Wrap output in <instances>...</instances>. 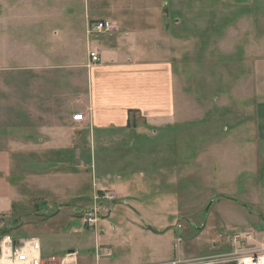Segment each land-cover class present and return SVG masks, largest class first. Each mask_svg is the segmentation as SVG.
<instances>
[{
  "label": "rangeland",
  "instance_id": "1",
  "mask_svg": "<svg viewBox=\"0 0 264 264\" xmlns=\"http://www.w3.org/2000/svg\"><path fill=\"white\" fill-rule=\"evenodd\" d=\"M86 1L0 0V55L7 38L17 41V56L76 50ZM178 1L162 46L174 59L178 100L186 95L185 124L112 134L109 158L96 159L93 173L102 186L120 185L118 195L91 181L78 192H41L24 175L38 170L19 162L7 233L37 236L45 255L73 250V264H239L250 247L264 252V0ZM251 45L259 47L254 65ZM247 141L250 149L237 148ZM222 193L238 204L218 203ZM94 209L97 221L85 223ZM225 220L236 228L222 229ZM243 230L253 232L250 242L231 241Z\"/></svg>",
  "mask_w": 264,
  "mask_h": 264
},
{
  "label": "crops",
  "instance_id": "2",
  "mask_svg": "<svg viewBox=\"0 0 264 264\" xmlns=\"http://www.w3.org/2000/svg\"><path fill=\"white\" fill-rule=\"evenodd\" d=\"M178 3L86 1L88 10L78 20V33L72 35L80 46L55 57L45 56L49 52L40 45L34 46L40 51L17 56V41L7 38L0 55V229L5 219L12 217L15 200L20 198L14 184L19 182H14L19 162L22 170H38L23 174L37 181L41 192H78L91 181L93 187L118 195L120 185L102 186L93 173L96 159L109 158L112 134L129 132L142 123L161 128L185 124L178 118L184 112L186 95L181 91L182 100H178L180 84L174 59L162 46L170 42L167 33L174 24L168 17L170 13L178 15ZM98 20L111 21L116 29L96 33L93 24ZM151 36L160 45L153 50L145 45ZM258 51L259 47L250 46L252 65ZM91 52H99L98 61L91 59ZM79 112L85 120L76 122L73 116ZM257 128L264 132L263 123L258 122ZM252 144L247 141L237 148L250 149ZM225 200L231 201L230 205L237 203L220 194L218 203ZM230 205L227 207L232 209ZM231 222L225 220L222 229H235Z\"/></svg>",
  "mask_w": 264,
  "mask_h": 264
},
{
  "label": "built area",
  "instance_id": "3",
  "mask_svg": "<svg viewBox=\"0 0 264 264\" xmlns=\"http://www.w3.org/2000/svg\"><path fill=\"white\" fill-rule=\"evenodd\" d=\"M115 29V24L108 20H98L93 24V31L96 33H109ZM90 55L93 61H98L99 52H91ZM73 120L76 122L84 121V114L82 112L77 113L73 116ZM103 198L108 201L115 199L112 194H106ZM96 211L94 209L87 214L85 223L95 224L97 221L96 214H98ZM252 235V231L243 230L237 232L231 241L234 243L241 239L249 241ZM42 250L41 241L36 236L17 238L11 234H5L0 238V264H73L70 257L75 254L72 252L66 253L65 256H57L55 254L45 255ZM246 250L250 251L241 254L243 256L239 260V264H264V252L262 250L255 247Z\"/></svg>",
  "mask_w": 264,
  "mask_h": 264
},
{
  "label": "trees",
  "instance_id": "4",
  "mask_svg": "<svg viewBox=\"0 0 264 264\" xmlns=\"http://www.w3.org/2000/svg\"><path fill=\"white\" fill-rule=\"evenodd\" d=\"M5 234H9V233H7V227H5V228H3V229H0V237H1L2 235H5Z\"/></svg>",
  "mask_w": 264,
  "mask_h": 264
},
{
  "label": "water",
  "instance_id": "5",
  "mask_svg": "<svg viewBox=\"0 0 264 264\" xmlns=\"http://www.w3.org/2000/svg\"><path fill=\"white\" fill-rule=\"evenodd\" d=\"M70 252H74L73 250H71Z\"/></svg>",
  "mask_w": 264,
  "mask_h": 264
}]
</instances>
